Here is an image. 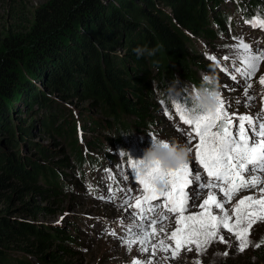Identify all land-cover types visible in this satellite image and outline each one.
I'll return each instance as SVG.
<instances>
[{"label": "trees", "instance_id": "16d2710c", "mask_svg": "<svg viewBox=\"0 0 264 264\" xmlns=\"http://www.w3.org/2000/svg\"><path fill=\"white\" fill-rule=\"evenodd\" d=\"M227 5L243 19L264 14V0H47L41 3L34 8L24 35L14 33L2 39L0 130L12 131L11 124L6 125V115L13 108L6 105L22 88H28L29 92H25L26 97H22L20 103H35L37 99L36 109L40 111L42 107L34 87L29 86L30 81L22 85L17 83L16 91L11 93L16 78L14 61L35 52L26 64L31 79L44 83L48 90L57 91L66 99L73 94L91 99L87 109H94V113L103 118L97 127L103 125L101 128L112 135L103 141L123 145L130 135L122 134L154 126L157 120L154 115L158 112L155 90L162 94L168 92L176 76L193 85L198 82L196 70L203 69L204 63L192 47L193 37L212 38L218 29L224 28L226 15L222 7ZM145 45L149 48L160 46V50L153 57L138 59L133 49ZM117 48H123L122 54L115 53ZM176 95L183 101L187 96L182 92ZM31 106L32 103L28 104L30 109ZM39 115V125L44 131L49 130L46 134L42 131L38 137L67 138L64 144H68L69 152L63 155L62 148L48 150V157L77 167L85 161L97 164L101 158L108 161L103 143L98 148L104 154L100 159L87 153L85 158L82 156L74 136L77 126L83 131L79 120L57 129L50 127L53 121L60 120L55 118L63 115L61 109L53 111L49 106ZM32 117L34 115L29 122ZM9 143L13 145L14 142L10 140ZM85 145L87 152L95 147L90 139ZM5 161L0 158V188L9 189L18 200L27 198L21 208L34 216L37 212L30 210L38 208L32 204L34 199L48 192L57 193V175L53 170L37 167L39 165L31 167V171L13 170L12 161L10 166ZM60 167L66 168L67 164ZM41 176L50 186L49 190L37 184L36 179ZM11 179L16 182L11 183ZM10 197L8 195L7 200ZM72 241L62 228L47 231L21 223L12 225L0 217V264H77L74 262L76 254L68 246ZM255 250V259L242 264H264V245Z\"/></svg>", "mask_w": 264, "mask_h": 264}, {"label": "rangeland", "instance_id": "374dc122", "mask_svg": "<svg viewBox=\"0 0 264 264\" xmlns=\"http://www.w3.org/2000/svg\"><path fill=\"white\" fill-rule=\"evenodd\" d=\"M46 1L47 0H0V50L3 46L2 39L4 37L10 34L15 35L14 33L24 35L25 32L28 31L34 8ZM157 4L160 5L161 3L157 2ZM139 7L141 6L139 5ZM232 17L233 20L236 18L233 14L231 15V18ZM239 25L237 20H235L232 25L231 23L228 25L236 29L235 36L231 39L226 36L227 28L225 29L223 27L218 29L217 32L213 34L212 38L206 39L194 36L192 47L197 52L200 60L204 63L203 69L196 70L198 82L193 85L192 82L187 80L181 81L178 76L175 77V80L178 77L180 81L178 91L181 90L182 93L188 94L192 89L201 84L203 74L214 75L218 80L220 93H222L224 100L232 105L230 108L231 112L238 111L240 114H255L264 107V89H262L261 85L258 83L259 77L264 75V63H261L256 77L253 78L252 91L259 96H257L254 102L255 111L253 112L243 107L242 104H236L237 99H240L242 103L244 101L242 82L238 87L235 82L230 79L228 74L220 70L221 68L227 67L229 72L232 71L231 62L223 58L225 55L231 56L233 54L231 52V47L235 43L234 38H242L246 43L251 45L253 50L258 49L257 46L262 44L264 40V30L259 28L254 29L246 25V29H240ZM17 29L19 30L15 31ZM122 52L123 48L115 49L116 54H122ZM35 55L36 53L33 52L30 55L26 54L14 61L16 78L12 83L13 85H11V93L16 91L17 83L22 85L24 81H30L28 82L29 86L31 85L34 87L35 95L38 100L43 103H40L42 107L40 111L36 109L38 106L37 104L35 107L37 99H35V103L33 101H28L24 105L20 103L21 98L26 97L24 95L26 94L25 92H29L26 87L18 91L17 96H12V99L8 100L6 106L13 109H11V113L9 112V114L6 115V125L11 124L12 131L0 130V158L3 162L4 160L8 161L9 166L12 161L13 164L11 165L15 166L12 167L13 170L18 168L31 171V167L35 165H39L37 167H41L42 169L53 170L55 175H57L58 184L56 187L59 190L56 189V194L48 192L42 197H36L32 204L38 208L35 209L32 207L30 210L37 213H35L34 216H29L28 211L21 208L27 201V198L18 200L16 195L11 193L9 189L0 188V217H4L7 222L12 225L21 223L47 231L55 228H62L66 234L73 238V241L68 243V246L70 251L76 254L74 262L77 264H132L134 258L140 260L148 258V253H141L138 249L137 252H129L118 238L124 234L120 221L123 220L124 225H129L131 220L126 216V212L128 215V213L132 211L131 209L125 211L124 208L119 206V196H121V193L118 192L119 195H115V190H112L111 195L115 198L113 203L98 197L109 196V188L106 184L108 179L106 170L110 168L113 176L117 179V188L136 187V185H133L132 181L128 183V180H124L122 176L130 171L128 168L129 155L135 160L142 159L144 150L149 148L152 144L153 136L169 142H184L185 135L182 132H178L177 128H181L183 132H187L188 126L183 125L179 120L174 106V101L176 100L175 96L169 92L167 94H162L155 90L154 100L157 104L158 112L154 115L157 118L154 122V126L148 127L145 131H135L133 129L129 136L131 140L125 142V144H127L125 150H120L119 147L103 141L104 138L112 137V135L110 133L107 134L106 130L101 128L103 125L97 127L99 123L103 121V118L96 115L94 109H87V105L92 101L91 99L85 97L79 98L76 97L77 95L75 94H73L71 98L66 99V96L57 91L48 90V86H45L44 83L36 82L31 79L32 77L30 71L27 72L26 64H28ZM209 56H215L216 61L208 59ZM225 85L228 87H224ZM229 88H236L237 90L229 91ZM30 103H32L31 109L28 107ZM49 106L50 108L52 107L53 111L61 109L63 114L61 117L55 118V120H60L53 121L50 128L60 129L63 125L67 126L71 121L74 122L75 120H79L83 125V131L81 129H76L75 134L77 137L81 135L82 143L86 144V141H89V139L90 142H93L95 147L91 151V156H104V154L100 152L101 149H98L102 143L104 144V148L107 150L106 155L108 156V161L102 159L103 162L101 163V168L98 170L97 175H93V172H91V176L87 171L82 174L85 172V164L77 167L73 163L64 161L59 162L56 161L55 157H48V150L57 151L62 148L63 155L69 152L68 144H64L67 138L55 135L50 139L46 135L42 137L37 136L44 131L41 125H39V120L41 118L39 114L44 113L49 109ZM32 115H34V118L32 117L29 122ZM169 117H171V119H169ZM3 126L4 125H1V127ZM4 129L7 128L5 127ZM47 131H44L45 134ZM10 140L14 142L13 145H9L11 144L9 143ZM30 143H32V145H30ZM80 149H82L83 153L85 152L83 144L80 146ZM121 151H123L122 156L119 154ZM58 157L60 158V156ZM62 164H67V167H60ZM104 167L105 171H101ZM121 168H123V173L120 171ZM193 168L194 170L198 169V167L195 166ZM101 173H103V177ZM42 178V176L41 178L37 177V184L41 188L49 190L50 186L44 183V181L41 180ZM15 182L14 179H11V183ZM92 189H94V191H92ZM248 194L252 193L245 192L241 193L240 196ZM8 195L11 196L9 200H7ZM205 195L206 192L204 195L198 197L196 199V204H199L205 198ZM239 198V196L236 197V199H234L231 204H227L226 207L230 209ZM43 207H48L50 210L46 211ZM101 209H105L106 211L104 210V212H102ZM113 210L115 212L117 210L120 216H111L114 214ZM107 211L110 212L111 215H105L104 213ZM190 211L198 212L199 208L193 207L190 208ZM166 223H168L167 232L174 230V220L170 219L169 222ZM170 223H172V225H169ZM110 231H115L117 237L111 236L109 234ZM222 234L228 242L220 243L219 241H214L202 254L198 255L193 247L191 252L184 249L181 251L178 258L166 261L163 260L162 257L170 254L158 252L156 257L152 258L153 264H195L196 261H200V264L246 263L249 260L255 259L256 244L260 243V245H264V222L258 221L253 225L249 236L251 243L242 253L237 251L234 237H232L231 234L227 232H223ZM159 238H165V234L160 235ZM155 242L156 240L154 239L153 243ZM168 243L171 242L168 241ZM111 247L114 249H111ZM225 252L228 254L224 255Z\"/></svg>", "mask_w": 264, "mask_h": 264}, {"label": "snow or ice", "instance_id": "6c2138e0", "mask_svg": "<svg viewBox=\"0 0 264 264\" xmlns=\"http://www.w3.org/2000/svg\"><path fill=\"white\" fill-rule=\"evenodd\" d=\"M245 24L264 30V14L257 13L245 19ZM234 39L233 54L223 58L231 62L232 71L227 67L220 70L238 87L242 82L244 101L237 99L236 104L251 109L256 100L252 91L253 78L264 63V49L253 50L242 38ZM208 59L216 61L215 56ZM258 83L264 89V75L259 77ZM236 90L229 88V91ZM190 95L187 94L184 103L177 98L174 101L179 120L188 126L187 132L181 128L177 131L185 135L182 144L191 153L189 161L174 170L164 169L159 161H154L141 171L139 160L129 155L130 171L122 178L138 185L139 195H133V188L116 189L121 193L119 206L125 211L134 209L128 213L129 225L120 221L124 234L118 238L129 252L133 246H138L141 253L149 254L144 260L134 258L132 264H153L152 258L158 252L170 254L162 257L166 261L178 258L184 249L191 252L193 247L198 255L202 254L214 241L228 242L223 232L234 237L237 251L242 253L251 243L249 236L253 225L264 222V107L255 114L231 112L232 105L220 93L214 112L197 111L194 117H189L186 112L191 107ZM152 141H163L165 146L169 142L155 136ZM119 154L122 156L123 151ZM193 155L199 170L192 167ZM106 171L108 178L114 179L111 168ZM120 171L123 173V168ZM161 182L163 187H160ZM205 192V198L196 204V199ZM245 192L252 194L240 196ZM111 193L109 188L108 197L98 198L114 202ZM238 196L235 204L227 208L226 205ZM193 207H198L199 211L191 212ZM170 219H174L175 228L167 232L164 222ZM161 233L165 238H159ZM109 234L117 237L115 231Z\"/></svg>", "mask_w": 264, "mask_h": 264}, {"label": "clouds", "instance_id": "9594fccd", "mask_svg": "<svg viewBox=\"0 0 264 264\" xmlns=\"http://www.w3.org/2000/svg\"><path fill=\"white\" fill-rule=\"evenodd\" d=\"M160 50V46L149 48L148 46H137L133 49L137 58H150L155 56ZM179 78L168 88L169 93L180 94L178 91ZM191 107L186 112L189 117H194L197 111L214 112L220 99V86L214 75L203 74L201 84L190 92ZM131 134H122L129 136ZM111 151V149H110ZM191 153L184 144L178 141L165 143L163 141H152L149 148L144 150L143 158L139 159L141 171L152 165L154 161H159L161 166L167 170L178 169L186 164L190 159ZM160 187H163L161 182Z\"/></svg>", "mask_w": 264, "mask_h": 264}, {"label": "bare ground", "instance_id": "6f19581e", "mask_svg": "<svg viewBox=\"0 0 264 264\" xmlns=\"http://www.w3.org/2000/svg\"><path fill=\"white\" fill-rule=\"evenodd\" d=\"M255 95H256V93H255ZM257 96H258V95H256V98H257ZM258 97H259V96H258ZM247 109H248V108H247ZM248 110H250V111L253 112V111H255V107H252L251 109H248ZM192 159H193V164H192V166H193V167H194V166H195V167H198V166L195 165V163H194V155H193V158H192ZM197 170H199V169H197ZM200 171H202V170H200ZM130 181H131V180L129 179V180H128V183H129ZM133 185H134V184H133ZM106 197H107V196H106ZM112 203H113V202H112ZM101 204H102V203H101ZM104 210H105V209H101L102 212H104ZM117 210H118V209H117ZM117 210H116V212L113 210V211H114V214H116V215H114V214L111 215V213L108 212V211L105 212L104 214H105V215H108V214H109V215H111V216H120V214L117 212ZM105 211H106V210H105ZM113 211H112V213H113ZM123 214H124V213H123ZM126 216L129 217V216L127 215V212H126ZM129 219H130V218H129ZM171 220H174V219H171ZM166 222H169V220L164 222V223H165V226H166V230H167V228H168V223H166ZM169 225H172V223H170ZM163 234H164V233H161V235H163ZM91 245H92V244H91ZM115 248H116V247H115ZM111 249H114V248L111 247ZM137 249H138V246H133V248H132V252H137ZM145 254H146V253H145Z\"/></svg>", "mask_w": 264, "mask_h": 264}]
</instances>
